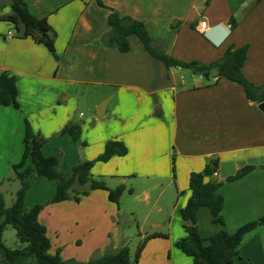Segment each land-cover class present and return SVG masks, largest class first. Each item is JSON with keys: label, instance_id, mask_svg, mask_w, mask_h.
Returning a JSON list of instances; mask_svg holds the SVG:
<instances>
[{"label": "crops", "instance_id": "0c3cea01", "mask_svg": "<svg viewBox=\"0 0 264 264\" xmlns=\"http://www.w3.org/2000/svg\"><path fill=\"white\" fill-rule=\"evenodd\" d=\"M24 1L33 15L47 19L56 34L59 59L32 38L17 37L12 23L0 21V74L8 72L17 78L20 104L19 109H0V182L22 160L29 121L46 139L44 154L59 157L65 173L80 160H96L108 141L118 140L128 153L96 162L95 178L107 180L111 189L124 184L130 195L138 192L147 204L158 190L154 207L160 213L165 206L157 204L169 185L175 187L169 223L157 217L148 220L153 228L168 226V232L148 229L141 234L142 239L168 234L151 239L143 250L152 251L158 241L157 247L163 249L154 254L158 264H194L176 247L186 236L181 210L191 196L190 174L204 171L213 162L219 175L211 179L222 183L225 226L214 223L211 210L202 207L197 212L200 235L208 238L223 228L234 233L264 217L260 103L251 101L241 85L224 78L184 80L175 68L188 69L155 62L136 36L129 38L131 48L126 53L108 40L109 17L116 12L144 24L157 50L183 62L210 64L230 46H247L242 70L249 82L260 87L264 85V0H101L104 6L96 0ZM11 11L10 1L0 0V18ZM202 21L207 22L204 33L197 29ZM134 39L140 43L136 47ZM68 124L80 126L79 142L61 135ZM27 165H32L30 159ZM246 167L252 169L244 177L228 180ZM41 179L45 178L27 192V209L56 195V182ZM140 179L145 184L138 185ZM121 210L120 202H112L105 190L92 191L79 202L47 204L39 221L47 229L50 253L59 251L66 262L85 263L117 251L126 245L127 233L121 232L112 242L106 234L119 227ZM142 224L146 226L147 221ZM87 232L95 234L90 244L83 239ZM238 251L240 258L263 264L264 225L247 233ZM0 264H11L1 247ZM17 264L39 262L30 256Z\"/></svg>", "mask_w": 264, "mask_h": 264}, {"label": "trees", "instance_id": "16d2710c", "mask_svg": "<svg viewBox=\"0 0 264 264\" xmlns=\"http://www.w3.org/2000/svg\"><path fill=\"white\" fill-rule=\"evenodd\" d=\"M9 1L12 11L9 15L0 18V21L12 23L17 37L32 38L36 43L46 47L58 60L59 57L55 49L56 34L47 19L33 15L24 0ZM96 1L100 6H104L101 0ZM109 24L111 32L108 40L111 45H117L122 53L130 51L129 38L136 36L155 62H161L167 68L180 67L188 69L193 74L203 76L208 80L212 77L217 78V82L222 78L227 79L241 85L251 101L264 102V85L258 87L249 82L242 70L247 59V46L240 48L230 46L220 60L210 64H202L196 61L187 63L157 50L144 24L141 22L121 17L118 13L112 12L109 17ZM18 94L17 78L8 72L0 74V109L9 106L19 109ZM81 133L80 126L76 124H68L61 131V135H68L74 142L80 141ZM45 143L46 139L40 133L35 132L29 121H26L24 154L21 162L12 167L14 177L19 181L20 187L10 206L6 205L4 195L0 193V247L3 249L7 260L11 264H17V261L22 257L34 256L39 264H133L130 248L127 244L115 252L106 253L85 263L66 262L62 259L59 251L55 254L50 253L51 242L47 235V229L39 221V215L47 204L69 200L79 202L83 197L96 190L107 191L109 199L119 204L120 198L127 190L126 186L121 184L111 189L105 180L93 176L92 169L96 162L105 163L114 156H125L128 153L127 146L121 141L110 140L106 143L104 152L96 160H80L71 172L65 173L61 168L62 161L59 157H48L44 154L43 147ZM28 159L31 160V166L27 165ZM217 168V162H213L204 171L190 174L189 188L191 196L185 208L181 210L186 236L176 243V247L192 258L194 264H253L240 258L238 249L247 233L260 225H264V217L243 225L234 233H230L224 228L208 238L202 237L199 233L197 212L202 207L211 210L214 223L225 226L222 215L225 200L219 192L222 183L211 179ZM251 169V167L243 168L228 180H238ZM33 178H45L55 181L57 191L55 197L49 202L37 204L31 209H27L26 195L30 188V180ZM129 192L132 191L129 190ZM188 221H192L193 224L189 225ZM8 228H12L16 232L19 243L17 247L11 248L4 243L3 236ZM167 237L168 234L161 233L146 235L138 247L134 264H138L148 241L154 238Z\"/></svg>", "mask_w": 264, "mask_h": 264}, {"label": "rangeland", "instance_id": "374dc122", "mask_svg": "<svg viewBox=\"0 0 264 264\" xmlns=\"http://www.w3.org/2000/svg\"><path fill=\"white\" fill-rule=\"evenodd\" d=\"M133 45L136 47L137 44H140L139 41L137 39H134L133 41ZM175 71L177 73H182L184 80L186 81H190V77L191 76H196L197 78L199 77V75H195L193 73H189L188 70H178L175 68ZM9 179V180H7ZM39 178H33L30 180V187L31 185H33V188H37V182H38ZM44 180L45 182H55V181H49L47 179H41ZM4 181L2 184L1 182ZM0 182V193H2L5 197V202L7 206H10L12 204V202L15 199L16 196V192L20 187V183L18 180L15 179L14 177V172L13 169H11V172L8 176H6V178H4ZM109 181V180H108ZM107 182V180H106ZM138 185H142L145 184V182H142L140 179V182H138ZM172 185V184H171ZM169 185L167 191L164 193V196L161 198L160 200V204H157L158 206L160 205L165 206L163 208V211L160 213L157 211V208L154 207V204H156V197L159 195V191L155 190L152 192V199L150 201L149 204H147L144 200L142 196L138 197V192L136 194H131L129 193V189L126 191V195H124L123 197H121L119 200L120 204H121V223L119 225V227L117 228V230L115 231L114 229H112V233L110 234H106V237H108L109 241L112 242L113 237H116V235H119L121 237V232L122 233H127L128 235V240L126 241V244L129 246L130 248V255H131V262L134 264L135 263V259H136V254H137V250L138 247L140 245V243L144 240L142 239V235L144 234L146 230L151 229V233L155 232V231H166L168 232L167 228L168 226H165L163 228H153L152 223H150V221H152L153 217H157L158 219H161V221L165 222L166 224L169 223V219H170V214H171V208L170 205L172 206V202L174 201V204L176 203V190L175 187ZM45 190V189H44ZM174 199V200H173ZM135 215V216H134ZM140 222V228L138 227V221ZM147 221L146 226H144L142 224L143 221ZM150 220V221H148ZM129 222V224H128ZM129 225V226H128ZM99 234V233H98ZM95 234H90L89 232L86 233V237H83V239L86 241V244H90V241L93 240ZM3 240L4 243L11 248L17 247L18 240L16 237V232L15 230H13L12 228H8L3 236ZM83 240V241H84ZM88 240V241H87ZM158 242V241H156ZM154 242L152 245V251H143L138 264H158L159 263V257H154V254H160L162 253L163 249H161V247H157L158 244L160 243H156ZM81 250V248H80ZM145 252V253H144ZM167 258V257H166ZM162 260V259H161Z\"/></svg>", "mask_w": 264, "mask_h": 264}, {"label": "built area", "instance_id": "2783aa9c", "mask_svg": "<svg viewBox=\"0 0 264 264\" xmlns=\"http://www.w3.org/2000/svg\"><path fill=\"white\" fill-rule=\"evenodd\" d=\"M206 27H207V22L206 21H202V22L199 23V26L197 27V29H198V31L200 33H204ZM11 35H12V32H9V36H11ZM200 77L204 78L203 76H200ZM213 80L217 81V78H213ZM218 175L219 174H218L217 171H215L214 174H213L214 177H218Z\"/></svg>", "mask_w": 264, "mask_h": 264}, {"label": "water", "instance_id": "95a60500", "mask_svg": "<svg viewBox=\"0 0 264 264\" xmlns=\"http://www.w3.org/2000/svg\"><path fill=\"white\" fill-rule=\"evenodd\" d=\"M259 108L264 112V102L259 104ZM99 115H102V112H99ZM188 224L192 225L193 223H192V221H188Z\"/></svg>", "mask_w": 264, "mask_h": 264}]
</instances>
